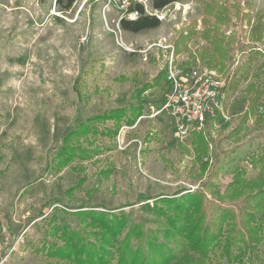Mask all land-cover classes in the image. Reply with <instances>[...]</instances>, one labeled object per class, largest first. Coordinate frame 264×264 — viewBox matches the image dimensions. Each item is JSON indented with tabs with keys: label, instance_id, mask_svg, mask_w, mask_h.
I'll list each match as a JSON object with an SVG mask.
<instances>
[{
	"label": "rangeland",
	"instance_id": "rangeland-1",
	"mask_svg": "<svg viewBox=\"0 0 264 264\" xmlns=\"http://www.w3.org/2000/svg\"><path fill=\"white\" fill-rule=\"evenodd\" d=\"M163 11L159 27L134 33L105 0H75L70 8L0 0V264H88L100 248L109 264H141L159 241L164 255L152 264H163L168 254L192 253L188 232L201 223L198 238L224 207L264 213V200L248 196L255 186L225 195L241 168L240 178L256 177L252 156L264 154V95L257 110L251 95L264 83V0H182ZM215 39L225 54L210 60L203 52ZM172 59L208 66L227 81L223 110L185 138L149 105L164 94L165 79H155ZM197 191L203 205L185 230L172 228L157 206L167 205L155 197ZM81 210L107 216L94 221ZM241 213L236 208L230 234L254 230ZM120 219L119 233H104V224ZM248 240L232 243L231 256ZM258 245L264 263V238ZM202 263L237 264L222 251Z\"/></svg>",
	"mask_w": 264,
	"mask_h": 264
},
{
	"label": "trees",
	"instance_id": "trees-1",
	"mask_svg": "<svg viewBox=\"0 0 264 264\" xmlns=\"http://www.w3.org/2000/svg\"><path fill=\"white\" fill-rule=\"evenodd\" d=\"M75 0H58L59 5H61L64 8H70ZM182 0H153V7L155 9H162L163 7L174 3V2H181ZM140 9V15L135 19H126L123 18L120 20V25L123 30L130 31V32H140L147 29H153L156 27H159L161 25V21L156 16L148 15L144 12V8L142 6L139 7ZM207 34V33H206ZM205 36L208 37V34ZM213 43V49L209 51L204 50L203 56L209 57L211 59H220L221 56L225 54L223 53V49L221 45L219 44L220 41L215 39L212 41ZM226 51V50H225ZM166 74V73H165ZM165 74L163 76H160L159 78L155 79L156 84H160L163 79H165ZM148 86H145L141 90H139V94H141L143 91L147 90ZM264 89V83L260 86V88H256L252 90L251 95L252 97V103L253 106H255L256 110L257 107L261 103V99L263 97V91ZM226 90V89H225ZM165 94V92H164ZM164 94H162V97L155 101L154 103H149V105L154 106L156 108H159L161 104L164 101ZM144 103H146L144 101ZM143 103L138 104L134 107V119L128 120V123L130 124L136 120L137 116H139L143 110L142 107ZM217 117V116H216ZM214 117V118H216ZM214 118H210L207 122L213 121ZM195 130L193 128L190 133H192ZM253 155V154H252ZM250 155V156H252ZM252 162L254 168L258 170V173L255 178H252L250 180H246L242 178L247 171L243 168L239 170L237 173L238 175L233 180V182L230 183L228 189V193L226 194H232L233 196L242 194L243 188L247 185L248 187H257L258 190L254 193L249 194L248 196L255 198V200H264V154L261 153L257 157L255 155L252 156ZM239 175H242L241 178ZM211 184H205V188L213 187ZM244 192V191H243ZM205 193L203 194L202 191H197L195 194H189L187 196L178 197L177 193H175L173 196H160L155 197V201L158 204L159 202L166 204V207H160V212L162 215H167L166 220L171 225L172 228L176 227L178 223H180V230H185V224L186 221L189 219L190 214L192 211L200 208L203 205V199H204ZM236 208L240 211H246L245 207H240L238 205H235L233 207H224V210L221 214L216 216V218H213L214 221H216L213 225L217 226V229L213 227L212 223L206 224L204 230L201 231V234L198 238H194L196 234L198 233L197 230L200 227L201 223H197L198 227H193V230H190L187 234L186 239L190 242V248H188V251L192 252L189 254L184 255L183 257H178L176 254H168L167 256H164V258L161 260L163 264H168L171 260H175L172 264H179L183 260H198L199 262H207L211 259L212 253H215L216 255H219V253L222 251V254L226 257V259L229 260L230 263L236 262L237 264H264L260 260L259 255V249L258 244L261 242V240L264 238V221L261 219H264V213L255 214V212H249L246 216H244L242 213V218L247 217V219H241V222L244 221L245 225H248V223L253 224L254 230H244L243 226H240L234 233L230 234V227L236 226L239 223L235 222L236 215L235 210ZM223 209V208H222ZM241 209V210H240ZM81 212L84 215H87L89 218H92L94 221H99L101 217L107 216V213L104 211L98 212L99 210H81ZM109 213V212H108ZM220 216V217H219ZM219 217V218H218ZM229 218V219H228ZM232 218V220H231ZM220 219V220H219ZM260 221V223H259ZM124 223V220L120 219L118 222H112L109 224H104L105 232H111L114 234L119 233V230H121L122 225ZM224 223L228 225V227L223 228ZM171 230L169 228H165L164 235L167 238L173 237L171 232L168 231ZM175 230H178L175 228ZM134 230H129L127 232L126 236H124L123 241H125L131 233H133ZM261 235V237H259ZM103 238H106L105 235H102ZM244 238L250 239L246 241V245L250 246L249 248L245 249L244 251H241L242 253H239L237 255L231 256L232 253L230 251V246L232 243L239 242L243 240ZM166 239V238H165ZM176 239H179L178 237L175 238L173 241H176ZM257 244H254V243ZM155 248L152 252V254L144 255L141 264H152L154 261H152L155 257H159L161 255H164V249H163V241H159L157 244H155ZM245 245V247H247ZM72 246L68 247V252L66 253V256L71 257V250ZM240 246H237V249H239ZM242 248V246H241ZM240 248V249H241ZM98 249L97 253L90 256V258H86V261L88 264H109V255L106 249L103 248ZM61 252V251H60ZM212 252V253H211ZM249 254H248V253ZM247 253V254H246ZM77 254V251L75 252ZM155 254V255H154ZM121 257V256H120ZM245 258V259H244ZM121 260L118 259L115 264H121ZM156 264H159L156 263ZM203 264V263H202Z\"/></svg>",
	"mask_w": 264,
	"mask_h": 264
},
{
	"label": "built area",
	"instance_id": "built-area-1",
	"mask_svg": "<svg viewBox=\"0 0 264 264\" xmlns=\"http://www.w3.org/2000/svg\"><path fill=\"white\" fill-rule=\"evenodd\" d=\"M109 8L115 9L119 21L135 19L140 15L139 7L161 22L165 19L163 9H155L153 0H105ZM177 3V2H174ZM172 4V3H171ZM166 90L159 108L151 106L157 114L171 117L178 137L185 138L193 128L206 124L218 116L224 108L227 81L208 66H185L170 60L165 74Z\"/></svg>",
	"mask_w": 264,
	"mask_h": 264
}]
</instances>
